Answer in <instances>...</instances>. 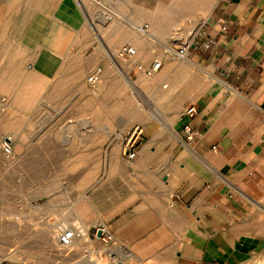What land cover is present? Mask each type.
I'll return each mask as SVG.
<instances>
[{
  "label": "crops",
  "instance_id": "0c3cea01",
  "mask_svg": "<svg viewBox=\"0 0 264 264\" xmlns=\"http://www.w3.org/2000/svg\"><path fill=\"white\" fill-rule=\"evenodd\" d=\"M8 14L17 59L54 107L64 87L86 108V79L101 71L95 118L65 139L77 141L69 166L90 185L51 226L82 231L77 264H264V0H0V28ZM201 30L212 47L177 58L191 31L204 42ZM123 47L135 49L127 61ZM153 61L158 72L136 71ZM124 99L125 117H103ZM186 125L200 133L190 142ZM136 133L130 161L123 148ZM99 224L110 242L95 236Z\"/></svg>",
  "mask_w": 264,
  "mask_h": 264
},
{
  "label": "rangeland",
  "instance_id": "374dc122",
  "mask_svg": "<svg viewBox=\"0 0 264 264\" xmlns=\"http://www.w3.org/2000/svg\"><path fill=\"white\" fill-rule=\"evenodd\" d=\"M167 16L173 19L172 23L178 22L174 21L178 14ZM10 20L8 14L7 25L0 28V264H77L79 259L73 252L83 242L77 241L76 236L72 247L64 250L58 245L57 234L59 227L68 226H51L69 214L70 206L73 208L90 185V174L79 173L78 168L71 170L69 162L79 158L68 154L77 141L68 143L65 138L74 139L83 130L85 125L78 124L81 120L95 118L93 91L98 85H90L86 79L87 94L91 95L86 108L82 103L84 94H64V87H60L58 96L59 104H63L54 107L45 85L34 86L22 58L18 61L17 47L12 44L16 32ZM171 32L173 36L186 37L183 30ZM108 98L103 95L104 108L110 103ZM71 99L74 107L81 109L64 108ZM113 103L116 108L117 97ZM97 112L101 116V111ZM114 112L125 117V99L114 111L103 109V117L110 118ZM95 128L91 125L87 134ZM6 141L12 149L10 157L2 153ZM79 236L82 240L81 233ZM90 260L91 264L95 261L93 257Z\"/></svg>",
  "mask_w": 264,
  "mask_h": 264
},
{
  "label": "built area",
  "instance_id": "2783aa9c",
  "mask_svg": "<svg viewBox=\"0 0 264 264\" xmlns=\"http://www.w3.org/2000/svg\"><path fill=\"white\" fill-rule=\"evenodd\" d=\"M227 28H228V22L223 21L220 25V30L226 31ZM194 35L188 41H186V43H183L180 48L176 49L173 52L177 58L185 59V57L187 56V51L190 48L202 47L203 49L208 50V49H210V47H212L214 41L210 36H208V34L206 33L205 30L199 31V36H201L202 38L205 39L204 42H202V43L198 42V37H196ZM134 55H135V49L133 47H124L118 51V53L116 54V57L120 60L127 61L128 59H130ZM160 67H161V62L153 61V63H151L149 68H145L143 66H137L136 71L143 72L145 75L149 76V75H152V74L158 72ZM100 74H101L100 69L94 70L87 77V82L90 85H95L99 81ZM185 114L189 117L194 116V114H195L194 108L191 107V108L187 109L185 111ZM183 133L185 135V139L187 142H190L193 139L197 138L200 134L199 131L192 128L191 125H186L183 128ZM138 135H139V133H136L134 136H131L129 138V140L124 144L123 151H124L127 159L130 161L135 159L136 149H137L136 138ZM1 148H2V153L5 157H10L12 155V149H11L10 142H8V141L3 142ZM94 229H95V233H94L95 236L98 239H100L102 242L108 243L112 240V237H111L110 233L108 232L105 225L99 224V225L95 226ZM98 232L100 233V236H97ZM76 236H79V233H77V235H75V231L73 228L65 227V228L61 229L60 232L57 234L58 245L62 249L68 250L72 247L73 240Z\"/></svg>",
  "mask_w": 264,
  "mask_h": 264
},
{
  "label": "bare ground",
  "instance_id": "6f19581e",
  "mask_svg": "<svg viewBox=\"0 0 264 264\" xmlns=\"http://www.w3.org/2000/svg\"><path fill=\"white\" fill-rule=\"evenodd\" d=\"M109 2L111 1V0H108ZM124 48V47H123ZM116 54H117V52H116ZM66 139V138H65ZM9 141V140H8ZM65 228V227H64ZM59 229L61 230V229H63V226L62 227H59ZM77 230V231H76ZM78 228H75L74 229V231H75V235H77V233H78ZM59 231V230H58ZM80 233H82V231L81 230H79V235H80ZM82 236V235H81ZM98 236V235H97ZM121 251V250H120ZM115 252V251H114ZM122 252V251H121Z\"/></svg>",
  "mask_w": 264,
  "mask_h": 264
},
{
  "label": "water",
  "instance_id": "95a60500",
  "mask_svg": "<svg viewBox=\"0 0 264 264\" xmlns=\"http://www.w3.org/2000/svg\"><path fill=\"white\" fill-rule=\"evenodd\" d=\"M97 235L100 236V233L98 232Z\"/></svg>",
  "mask_w": 264,
  "mask_h": 264
}]
</instances>
